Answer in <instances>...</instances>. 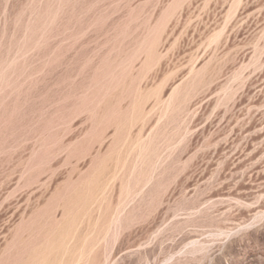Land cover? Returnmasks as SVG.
Masks as SVG:
<instances>
[{
    "label": "rangeland",
    "instance_id": "obj_1",
    "mask_svg": "<svg viewBox=\"0 0 264 264\" xmlns=\"http://www.w3.org/2000/svg\"><path fill=\"white\" fill-rule=\"evenodd\" d=\"M0 264H264V0H0Z\"/></svg>",
    "mask_w": 264,
    "mask_h": 264
}]
</instances>
